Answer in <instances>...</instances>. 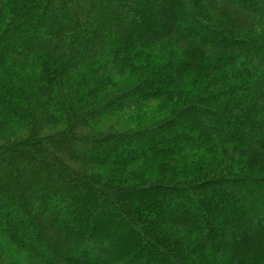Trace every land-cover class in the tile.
<instances>
[{"label":"trees","instance_id":"obj_1","mask_svg":"<svg viewBox=\"0 0 264 264\" xmlns=\"http://www.w3.org/2000/svg\"><path fill=\"white\" fill-rule=\"evenodd\" d=\"M0 236L35 264H264V0H0Z\"/></svg>","mask_w":264,"mask_h":264},{"label":"rangeland","instance_id":"obj_2","mask_svg":"<svg viewBox=\"0 0 264 264\" xmlns=\"http://www.w3.org/2000/svg\"><path fill=\"white\" fill-rule=\"evenodd\" d=\"M168 15V21H169V24L170 26H175V21L178 20L175 16V19L173 17V14L171 15L170 13L167 14ZM167 33H172L173 31L169 30V28H167ZM172 38H170V41L168 42H171L173 44H175L177 47H181L182 46V43L178 41V39L176 38H173L174 36L171 35ZM130 59L131 57L129 56V60L127 58V60L125 59L123 61V67L121 64L117 65V66H112L111 68H108L106 69L105 71L101 72V76H106L110 79L109 82H112L114 85H116L117 87H120L121 85H126V83L130 82L132 77H131V73L130 70L127 68V65L128 66H132L130 65ZM125 62L127 63V65L125 64ZM125 68V69H124ZM128 69V70H127ZM134 80V79H133ZM135 81V80H134ZM132 81V82H134ZM91 99H93V97H91ZM155 108L152 106L150 107V111H154ZM137 112L135 111H131V112H135L134 113V116L137 117V118H141L143 117V119H147V120H150L152 118H161V116L165 113V112H161V113H147V111H145L144 108H139L138 110H136ZM128 112L126 113V116L125 117H122L123 119L125 120H122V121H126L129 119V117L133 114H131L130 116L127 115ZM116 119L115 118H110V119H107L104 118L102 122L100 123H97L93 129H90V130H85L84 133H89L91 132L92 134L93 133H97V131H107V130H113V129H121V126L119 124V122H116L115 121ZM118 121H121V120H118ZM127 124H125V127H126ZM131 127V125H129V128ZM249 159V158H248ZM147 166L149 167H154L155 165H157L156 163H147L146 164ZM221 167L225 166V164L222 162V165H220ZM160 171V170H159ZM211 171L213 173H217L219 171V169H215V168H212ZM220 172V171H219ZM164 174H168V173H164ZM22 193V192H21ZM27 209H30V206L27 205L26 206ZM36 224V223H35ZM37 225V224H36ZM38 226V225H37ZM60 229V226L58 224H53V226H47L45 227L44 231L46 232V235L47 234H50V235H47V237H49L50 239L53 238L54 236H56V231L57 233H61L59 231ZM1 237V236H0ZM61 252L62 253H65L66 254V251L68 250L66 247L64 248H61ZM0 264H35L34 260L31 258V257H27L25 254H23L22 252L20 251H17V249L15 247H11L9 244H6V242L3 240V242L0 240Z\"/></svg>","mask_w":264,"mask_h":264}]
</instances>
